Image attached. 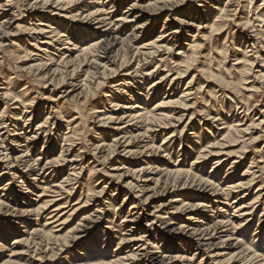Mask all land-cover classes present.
Returning <instances> with one entry per match:
<instances>
[{
  "label": "rangeland",
  "instance_id": "1",
  "mask_svg": "<svg viewBox=\"0 0 264 264\" xmlns=\"http://www.w3.org/2000/svg\"><path fill=\"white\" fill-rule=\"evenodd\" d=\"M132 1L133 0H127L126 4H124V6L122 5L120 12L113 13L115 14L113 16L115 18L120 16L122 12L127 10ZM134 1L138 6L142 4L140 0ZM92 2L95 1L83 0L81 3L88 4ZM208 2L209 0L205 1V3ZM226 2L228 1L221 0L220 5L223 6ZM190 3L191 2L186 1L183 3V6L175 11L164 10V12H161L156 16H152V18L149 17L148 20L150 19V22L146 24V30H144L142 34L138 33V43L135 47H140L145 43L154 41L158 38L161 32L167 35L166 40H168L171 38L169 36L171 31L177 27L179 30L177 39L175 38L173 41L168 40L167 42H164L165 40H163V42L157 43L170 50L161 48L160 52H157L154 55H149V52L146 54V50H141L142 54L133 56L132 49L134 47L129 48L127 44H124V47L119 46V49L121 48L119 54L122 55L125 50L128 54V61L127 64L117 72V75L107 81H103L105 83L98 89L96 88L94 90L95 83L91 85L92 88L90 92L89 90L81 91V89L79 90L77 87L76 90L67 97H65L64 92L70 90L68 86L61 85L55 88L52 84H48L47 81H42L41 75L39 76L38 72H29L28 67L36 63L32 60L34 58H31L30 60V57H27V60L22 63L19 62L20 60H17V58H23L25 53L30 54L33 50V53H36L35 49L28 45L29 43H34L32 39L41 37L39 35H30L26 30L31 28L29 26L31 23H37L35 20L31 19V12L23 10L24 8L16 9L15 5L18 7V4H14L11 11L8 13V18L0 20V22H2L3 20L8 21L9 19H14L12 20L13 25L11 24L12 27L6 30L9 32L8 37L11 41L8 39V41L4 43V48L0 50V88L6 87L3 83H5L9 77L14 78V84H12V86L15 87L13 92H19V90L26 86V88L30 87L28 88V95L23 99L30 102V109H26V111L24 110L28 114L20 116L22 119L18 123L19 125L16 132H14L15 129L12 127H9V130H7L8 134L11 135L8 136L9 142L11 143L14 138L18 141L17 144H10L16 153H18L16 156L23 153L24 147L29 145V152L25 160L28 162L27 165L34 170H39L47 161L56 159L60 155V147L63 149L65 147V143H62V134L68 131L66 130V127H64V120L67 117L76 116L75 113L77 110L74 108V105L77 104L79 106L78 113L83 117L90 119H88L87 125L84 126L85 128L82 139L79 141L78 147L74 148V151H77V153L81 152L79 155H84V157H86L84 158L86 163H94L97 166L96 169H101L107 175V177L99 180L97 186L88 179L89 169L84 170L78 177V183L80 184L75 185L68 197L59 189V187H53L61 185L62 183H60V181L62 178L69 174L68 170L71 168L69 167L70 164L67 163L64 164L65 166L58 176H54L55 178L36 176V181L33 182V176L30 174V176L26 178V184H23V179H12V184L9 187V193L11 194L6 195L7 197H1L2 193L0 192V227L4 230L5 228L7 229L4 225H14V227H16L17 224L20 223L25 224L23 226H28L26 229H18L20 232L24 233L18 232V234L10 236L9 238H0V264H95L101 260L100 257L102 255L100 253L102 250L107 252L106 257L103 259L104 261L112 260V257H116L117 255L119 258H123L125 255H129L134 249H138L139 251L142 246H145L146 248L148 247L147 244H143V242H131L133 237H128L130 232H126L127 230L134 228L135 230L131 231L142 233L143 230L147 231L148 229H152L151 233L161 234L162 224L155 219V217L168 216V218L170 217L174 219V227L178 228L184 223H189L185 219L191 215H194L195 217L197 216L196 218H199L197 220L204 223L200 224L192 222L193 225L206 226V224L213 222L214 218H216V221L224 220L225 222L229 220L234 223V226L242 224V226H238V230H233L232 226L225 227L224 230L228 231V233L221 234V240L215 238L213 243H216V246L213 248L214 252L211 256L214 257V255H218L217 258L212 257V259L216 260V263L218 262L217 260H221L225 263L227 260L234 257V262L231 263L240 264L241 262L239 263L240 260L238 259L237 254H239L240 249L244 246L252 248L258 255L264 258V226L258 229L259 219L264 220V214H262L264 208V113L262 114V110H264V79L259 77L260 74H264V70H261V65L263 66L262 61L264 60V37L261 39L260 36L254 37L253 40H255L257 44L254 45V48L250 46L252 44L250 36L245 39L243 38V41H238V38L243 36L242 27L240 26L243 22H241L242 19L246 21L250 20L249 26L246 28L247 31H244V33L246 32V34H251V36H253V33L247 32L252 31L251 29H253V31H259L260 27H262V31H264V25L257 20L254 21L256 15L259 16L261 13H264V5L260 6L261 8L256 12L255 8L262 3V0H253L250 9L247 0L231 1V3H234V6H237V4L238 6H241L244 9V14L239 17L241 18L240 21H238L239 19H235L231 22V25H229L227 30V32L229 31L227 40H225L227 33L225 32L217 39L218 50L213 49V52H210L209 44L212 43V40L208 39L209 31L208 29L201 28L206 25L205 19L202 21L197 19L192 21L191 17L183 16V13L185 14V12L190 9ZM210 5H212V3H210L209 6ZM226 5L228 4L226 3L225 6ZM108 8L109 6H106V10ZM51 10H53L54 15L57 16L59 14L68 19H56L58 23L62 22L63 26L87 27L86 20L80 19L81 17L70 20V16L75 14V12L71 13L73 8H69L66 13H62L57 9L54 10L53 7L48 8L45 12ZM39 14L40 11L35 13L36 16H39ZM11 15H14V18ZM19 18L20 20L16 21V19ZM165 19H168L167 21L169 23L165 22ZM181 20H183L184 24L179 25ZM146 21L147 20L144 19L141 23L145 24ZM164 23L166 24L163 25ZM17 24L20 30L15 29ZM198 27H200V29H198ZM32 28L35 27L32 26ZM42 29L45 28L42 27ZM130 29H127L124 32V37L130 34ZM194 45L199 46V48L193 51L191 47ZM61 47H64L63 44L56 48L60 49ZM17 50H20V52ZM220 50L223 51L224 54H221L222 56L218 57L217 54ZM236 50L239 51L237 52ZM243 53H246L247 58H243ZM54 54L55 57H53V64L56 65L60 61V56L57 53ZM255 55L258 59L256 58L254 64L250 66V60H253ZM189 60L190 65L186 66L184 62ZM119 61L117 60L114 65L118 66ZM237 61L242 62V64L234 65ZM156 66H158V69H154ZM16 67L22 70L19 72ZM83 68L82 70L86 69ZM153 69L155 71L150 75H147V73H150ZM167 71L170 72L167 74ZM179 71L182 72V75L177 79L178 81L176 80V83L172 85L174 90L170 92L168 90L170 88V80L175 77L176 73ZM50 73L51 72L48 74L49 77L51 76ZM127 73H129V79H131L128 82L130 85H135V87L133 88L132 93L126 89L124 92L114 93V95L120 94V96L123 97L124 100H120V104L129 103L131 96L140 94L139 92H144L142 96L146 93L148 94L151 89V87L149 89V84L154 81H159L160 78L166 75H168L167 81H165L160 90H157L156 93L153 94L155 98H150L148 100L150 101L148 108L154 102L161 99L164 94L165 97H167V95H174L171 100L176 101L179 100L185 89L191 91L185 92L189 93L188 96L184 98L185 100L181 99L183 105L177 106V111L182 112L180 114H184V119L181 124H177L173 121V124L170 126L172 128H168L170 130L157 132L158 130L156 129L154 132H149L146 136H144L143 131L137 130L134 133L136 141L130 149L132 151H137L138 153L143 152L141 155L138 153L135 154L139 157L131 158L132 156H129L130 158H123L122 156L124 155L121 152L122 149H119L117 150L118 152L116 155L107 158V156H109L107 145H110L112 140L110 137L111 131L108 129L109 127L100 126L98 119L91 118L92 116L88 114L90 110L99 105L100 102H104V107H106V109L108 108L106 110L107 112L111 111L110 106L113 104L108 105L109 101L105 102L103 100L106 99V94H110L107 92L112 91L111 85L114 82L123 79L125 77L124 75ZM188 82H192L191 85L187 86ZM137 85H140L139 88L142 87L139 92L136 90L138 89ZM244 106H246L249 111L246 118L240 122L242 126L236 128L240 131L239 136L235 137L236 142L230 145L221 142V137L227 132V130L224 129L220 131L217 129L223 126H226L227 128L234 120L240 119L244 116V113H242V111H244ZM43 107H45V109L42 110L41 115L35 118L36 116L33 115L32 111L40 110V108L43 109ZM48 107H52L51 112L53 110L52 114L48 115L50 117V119H48L50 124L47 126L48 131H50L47 132V134L43 131H39L36 140L26 143L25 136L32 135L37 125L44 121L46 114L51 113L50 108ZM237 113L238 115L240 114V117H236ZM178 115H175L173 118H178ZM206 115H209L210 117H206ZM209 118L219 120L212 123L213 120L207 121ZM188 121L189 123L186 125ZM252 121L255 125L261 123L255 128H250L247 132H243ZM52 123H54L53 126L51 125ZM184 126L185 129L181 132ZM21 128L24 129V131L22 130V133L24 134L18 135L21 132L19 131ZM173 131H176L173 145L170 142L163 141V138L166 137L167 134H171ZM14 133L17 134L18 137L13 136ZM6 136L7 135H5V137ZM152 139L155 149H151V145L148 144ZM214 141L225 144L224 148H212L211 144H213ZM181 142H183V145L189 146L190 151L187 155H185V150L179 146V143ZM14 145H18L19 147H15ZM96 146L102 147L103 149L95 150ZM146 146L150 147L147 148ZM201 147L206 149V153H203V155H207L209 152L217 153L219 151H221V154H219V156L214 154L216 156L208 157V160L204 162V164L189 169L191 160L199 154L202 150H200ZM77 153L71 151V155L67 158L64 152L63 158H67V161H69L71 158H74L72 155H76ZM93 156L96 159L95 162L94 159H92ZM259 158H262V164L258 163L260 160ZM144 159L152 162L154 164L153 167L156 168L158 172L151 171L150 174L142 175V178L139 180L136 179L138 175L135 176L131 173L123 174L127 170L128 172H133L145 167ZM251 159L255 160L253 166L258 167L248 170L249 173H244L245 170H247ZM216 161L221 162L217 167H213V163ZM232 162H236L234 168L231 164ZM231 166L232 168L230 171L232 175L230 178H232L231 180L234 181V183L240 179L248 180L250 173L256 174V178L250 188L248 187L246 190H242L243 192L241 191L238 193L240 195L246 194L244 195L245 200H242L241 202H245V207L248 208L250 207L248 204L255 198L256 193L261 196L258 203L254 205L253 210L250 212L251 216H246V218L240 217V215L247 211L248 208H244L241 213L232 212V210H237L242 206L241 204L238 205L235 196L236 194L231 195L228 199H225V197L222 196L221 200H213L210 204L205 203L208 208L197 211L183 209L178 213L175 212V208H182L179 204L180 202L173 201L179 200L185 202V204H197L199 202L204 204L206 201L204 199L211 194H208V196L205 194L200 195V198H198L199 196L196 197V195L188 197V191L180 190L179 188L174 189L173 181L175 177L170 173L175 170V167L181 168L185 171L191 170L201 179H208L212 183L225 185V182L228 181L225 175L228 168ZM120 168H122V170L117 172ZM191 171L189 173H191ZM115 174H117L116 177H112ZM119 174H123L120 179L117 178ZM144 176H148L151 180L148 182H142L145 180L143 178ZM70 177L71 179L75 178L73 176ZM4 182L5 179L0 181V187ZM74 183L75 181H72L71 184ZM129 183L137 186V190H131L128 186ZM29 184L33 185L31 186L32 188L30 187L29 189H26L27 187L25 186ZM86 184H89L90 186L93 185V188L89 192L90 197L86 196L88 194L85 188ZM67 185L69 184H62V187L68 188L69 186ZM102 188H104L103 193L99 194L101 193L100 191ZM258 188L260 191H257ZM14 190L16 191V195L12 194ZM56 193L62 195L59 197L62 199L59 201L60 203H63L65 199L68 198V208L62 210L60 213V215L66 216H62L63 218L61 221L57 223L50 224V226H44L47 224L46 219H48V213L51 209L42 215V219H37L35 216H31L29 212L38 206H44L46 201L57 195ZM87 197L90 199L89 204L86 206L88 208L85 207L80 209L76 214L68 218V215L71 213L70 209L73 207L72 205L75 202L80 203L87 200ZM218 201L223 202V204H219ZM134 203L138 205V209L131 211L130 208ZM110 204L112 205L111 207H109ZM79 206L80 204L75 206L74 209ZM212 206L214 209L211 208ZM217 208L223 210L225 213H217ZM135 213H137L135 216H131ZM167 213L169 214L167 215ZM226 214L230 216H225ZM231 214H233V216ZM203 217L207 219H202ZM65 218H68V221L64 225H60ZM85 218H88V220H85ZM130 218L136 219L134 220L135 222L129 223ZM241 219L244 220L239 223ZM245 219L248 220V225L245 224ZM48 222L52 223V221ZM148 222H154V226L151 228H145V225ZM31 228H33L32 231ZM43 229H45V231L51 229L52 237L44 236L45 232H41ZM257 230H259L260 233H257ZM35 231H37V236L34 234ZM139 233L134 238H138L140 235ZM231 234L232 237L228 240L227 235L229 236ZM34 235L39 238L40 243L38 242V246L34 247L33 245L29 248L21 246L19 249L12 246L14 238L22 236V238H27V236L33 238ZM119 237L125 239L126 243L118 244ZM144 240H146V238H144L143 241ZM183 241H186V243L189 244V239L183 238ZM236 241L240 244L238 243L234 246ZM92 245H94V247H92ZM157 245L155 246L162 253L157 254L158 256L179 255L182 254L181 251L183 252L184 249L180 246H174L170 250H162L165 246L161 243H158ZM189 248V246L186 247L184 249V254H182L186 259H191L193 257L192 255L195 253L193 247ZM157 249H148V251L155 253ZM79 252L83 254L86 253V255L77 256ZM138 253L142 254L143 252L139 251ZM200 259L201 257L196 255L191 263L184 261L182 263L170 262L168 264H200ZM236 261H238V263ZM125 263H127V261H125ZM134 264L138 263L136 262Z\"/></svg>",
  "mask_w": 264,
  "mask_h": 264
},
{
  "label": "bare ground",
  "instance_id": "2",
  "mask_svg": "<svg viewBox=\"0 0 264 264\" xmlns=\"http://www.w3.org/2000/svg\"><path fill=\"white\" fill-rule=\"evenodd\" d=\"M93 1L95 2L83 4L81 3L83 2V0H6V1L0 0V20L8 18L9 16L8 13L11 11L13 5L18 4V7L17 5H15L16 9L24 8L23 10L30 11L31 19L37 22V23H31L29 25L31 28L26 29L28 33H30V35L41 36L40 38L36 37L32 39L34 43H29L28 45V46L33 47L36 53H33L34 52L33 50L30 52V54L25 53V56H23V58H20V59L17 58V60H20L19 62L22 63L23 61L27 60V57H30L29 58L30 60L31 58H34L32 60L36 63L28 67L29 72H32V71L38 72L39 73L38 75L39 76L41 75L42 81L44 82L47 81L48 84H52L55 88L61 85L68 86L70 90H68L67 92H64L65 97L73 93L77 87L79 90L81 89V91L89 90L90 92L92 88L91 85L93 83H95L94 90L96 88L98 89L105 83L103 81H107L113 76L117 75V72H119V70L123 66H125L128 61L127 60L128 54L125 52V50L123 51L122 55L119 54V50L121 49V48L119 49V46L124 47V44H127L129 48L134 47L132 49L133 56H136L137 54H142L141 50H146L145 53L147 54V52H149V55H154L157 52H160L161 48L170 50L165 46L158 45L157 43L163 42V40H165L164 42H167L168 40L173 41L175 38L177 39V36L179 33V30L177 27H175L174 30L171 31V33L169 34L171 38L168 40H166L167 35L161 32L158 38L155 39L154 41L145 43L140 47H135L138 43V37H139L138 33L142 34L144 30H146V26H147L146 24L150 22V19L148 20V18L149 17L152 18V16L154 15L156 16L157 14L164 12V10H174L175 11L181 6H183L184 2L186 1L191 2L190 9H188L187 12H185V14L183 13V16L191 17L192 21L196 19L199 21H202L205 19L206 25H204V27H201V28L208 29L209 31L208 39L212 40V43L209 44L210 52H213V49L218 50L217 49L218 37H220L222 34L227 32L229 25H231L232 21H234L235 19H239L238 21H240L241 18L239 17L244 14V9L241 6H238V4L237 6H234L233 5L234 3H231V1L233 0H227L228 2L226 3L228 5L226 6H225L226 3H224L223 6L220 5L221 0H209L208 3H205L206 0H140L142 4H140L139 6L135 4L134 3L135 1L133 0L132 2H130V5L127 8V10H125L124 12L121 13L120 16L115 18L113 16L115 14L113 13L120 12V10L122 9V5L124 6L127 0H93ZM252 2L253 0H247L249 9H250V6L252 5ZM210 3H212V5L209 6ZM262 5H264V0H262V3L257 8H255L256 12L259 8H261L260 6ZM106 6H109L107 10H106ZM52 7L54 10L57 9L61 11L62 13H66V11L69 10V8H73L71 13L75 12V14L70 16L71 18L70 20H74V19L81 17L80 19L86 20L87 27H82V26L72 27V26H66V25L63 26L62 22L58 23L56 19L68 20L67 18H65V16H60L59 14L57 16L54 15L53 10L49 12H45V10H47L48 8H52ZM37 10L40 11L39 16L35 15V13L38 12ZM11 16H13L14 18V15H11ZM144 19L147 21L146 23L144 22L145 24H142L141 22ZM12 20L14 19H9L8 21L3 20L2 22H0V50L4 48V43H6L9 39L8 37L9 32L6 30L12 27L13 25ZM17 20H20V18L16 19V21ZM165 20H166L165 22H168L167 21L168 19H165ZM256 20L258 22H261L264 25V13H261V15L259 16L256 15V18L254 19V21ZM241 22H240L241 23L240 26L242 27L243 36L239 37L238 41L239 40L243 41L245 38L250 36V41L252 42L250 46L254 48V45H257L256 41L253 40L254 37L260 36V39H261L262 37H264V31H262V27H260L259 31H253V29H251L252 31L247 32V33H253V36H251V34L248 35L246 34V32L244 33V31H247L246 28L249 26L250 20L246 21L242 19ZM165 24L166 23H164L163 25ZM182 24H184L183 20L179 22V25H182ZM32 26H34L35 28H32ZM42 27L45 29H42ZM15 29L20 30V28L18 27V24L15 27ZM127 29L128 30L130 29V34L124 37L123 34ZM198 29H200V27H198ZM228 34H229V31L226 33L225 40H227ZM61 44H63L64 47H61L60 49L56 48V47L61 46ZM198 48L199 46H196V45L191 47L193 51L197 50ZM17 51L20 52V50H17ZM52 51H53V54H52ZM236 51L238 52L239 50H236ZM54 53H57L60 56V61L56 65L53 64L54 62L53 57H55ZM221 54H224V53L223 51L220 50L217 56L220 57L222 56ZM243 58L244 59L247 58L246 53H243ZM256 58L257 57L255 55L253 60H250L251 61V63H249L250 66L254 64V61H256ZM117 60L119 61V64L118 66H115L114 64ZM262 63H263V66L261 65V70H264V60L262 61ZM184 64L186 66H189L190 60L185 61ZM239 64H242V62L237 61L236 63H234V65H239ZM83 67L86 69L82 70ZM154 69H158V66H156ZM154 69L151 70L150 73H147V75H150L151 73H153L155 71ZM17 70H19L20 72V70L22 69L17 68ZM247 70H250V69H247ZM49 72H51L50 77L48 76ZM169 72L170 71H167V74ZM181 75H182V72L179 71L178 73H176L175 77H173L170 80V83H169L170 88L168 89L170 92L174 90L173 89L174 87L172 85L176 83V80L180 78ZM124 76L125 77L123 79L116 81L111 85V90L113 92L112 91L107 92L110 94L108 95L106 94L105 96L106 99L103 100L105 102L109 101L108 105L113 104L112 106H110L111 111L107 112L106 110L108 108L106 109V107H104V102H100V104L92 108L88 114L92 116L91 118H97L100 126L109 127L108 129L111 131L110 137L112 140H111V144L107 145V148L109 150V154H108L109 156H107V158L108 157L111 158L112 156L116 155L118 152L117 150L119 149L120 150L122 149L121 152L124 155L122 156L123 158L125 157L130 158L129 156H132L131 158L139 157L135 155L138 153L137 151H132L130 149L131 146H133V144L136 141V137L134 136V133L137 130L143 131L144 136H146L149 132H154V130L156 129L158 130L157 132L170 130L168 128H172L170 126L173 124V121L176 122L177 124H181L182 120L184 119V114H180L182 112L177 111L178 110L177 106L183 105V101H181V99L185 100L184 98H186L188 96V93L191 91V90L185 89L184 92L182 93V96L179 98V100H176V101L171 100V98L174 95H167V97H165V94H164V96L161 99L154 102L148 108V104L150 102L148 100L150 98L151 99L155 98L153 94H155L157 90H160V88L165 83V81H167L168 75H166L160 78L159 81H154L153 83H150L149 84V89L151 87L150 92L148 94L146 93L144 96H142L144 92L143 93L139 92L141 91L140 88L142 87L139 88L140 85H137L138 89L136 90H138L140 94L131 96V98L129 99L130 100L129 103L120 104L121 103L120 100H124L123 97L120 96V94L114 95V93H120L122 91L124 92L125 89L128 91H131L132 93V90L135 87V85L133 84L130 85V83L128 82L129 80H131L129 79L130 78L129 73L125 74ZM259 77L264 79V74H260ZM13 79L14 78L9 77L7 81L3 83L4 86L6 87L0 88V181L5 179L4 184L1 185L0 187V192L2 193L1 197L11 194L9 193L10 191L9 187L12 184V179L14 178L23 179V184H26L27 183L26 178H28L30 174L31 176H33L32 178L33 182L36 181V178H35L36 176L37 177L39 176L40 177H44V176L57 177L60 171L63 170L65 163L70 164L69 167L71 169L68 170L69 174L65 175L60 181V183L69 184L67 185L69 187L63 188L62 184L58 186L56 185L53 187H57V188L59 187V189L62 190L65 193V195H67V197L69 196V194H71L70 192H72L75 185L80 184L78 183V177L84 170L89 169L88 179L89 181L93 182L96 185L98 184L101 178L107 177L104 171H102L101 169H96L97 166L94 163H86V160L84 159L86 157H84V155H79L81 152L77 153V151H74V148L78 147L79 141L82 139L84 128H85L84 126L87 125L88 119H90V118L87 119V117L85 118L78 113L79 106L77 104L74 105V108L77 110V112L75 113L76 116H70V117L65 118L64 120V123H65L64 127H66V130L68 131L62 134V137H63L62 143H65L64 144L65 147L64 149L60 147L61 152H60V155L56 159L49 160L45 163V165L41 169L34 170L33 168H30L29 165H27L28 162L25 160L29 152V148H28L29 145L24 147L23 153H20V155L16 156V154L18 153H16V151L12 148V145L10 144L12 143L17 144L18 141L15 140L16 138H14V140H12L10 143L8 140V136H11V135L8 134L7 130H9V127H12L13 129H15L14 132L17 131V128L19 125L18 123L22 119L20 116L23 114H28L25 111L26 109H30L31 105L29 101L23 100L28 95V88L30 87L26 88L27 87L26 86V87H23L21 90H19V92H13L14 87H15V86H12V84H14ZM191 83L192 82H188L187 86L191 85ZM186 91H189V92L185 93ZM48 108H50V112H51L52 107H48ZM44 109L45 107H43V109L40 108V110H37V111L33 110L32 113L33 115L36 116L35 118L39 117L41 115L42 110ZM98 109H101V110H98ZM248 111L249 110L246 108V106H244V111H242V113H244V116H242L240 119L234 120L233 123L230 126H228L229 128L228 127L226 128V126H223L217 129L220 131L224 129L227 130V132L221 137V140H220L221 142H224L228 145L234 144L236 142L235 137L239 136L240 134V131H238V129L236 128L242 126L240 122L244 118H246ZM52 112L49 114L48 113L46 114L45 116L46 118H44V121L40 122L37 125L32 135H26V136L23 135L25 136L26 143L33 142L34 140H36L38 137L39 131H43L45 134H47V132L50 131V130L48 131V126H47L48 124H50V121L48 122V119H50L48 115H51ZM263 113H264V110H262V114ZM175 115H178V118L177 117L176 119L173 118ZM238 116L240 117V114L238 115L237 113L236 117ZM206 117H210V116L206 115ZM217 120L219 119H215V120L214 118L207 119V121H212V123L216 122ZM54 123H52L51 125L53 126ZM188 123L189 121L186 123V125ZM260 123L255 125V123L252 121L249 124V126H247V128L244 129L243 132H247L250 128H255L256 126L260 125ZM184 129H185V126L183 127L181 132ZM22 130L24 131V129L22 128L19 130L21 132L18 135L24 134L22 133ZM175 134H176V131H173L171 134H167L166 137L163 138V141L170 142L173 145L175 141L174 138L176 137ZM243 134H247V133H243ZM5 135L7 136L5 137ZM18 135L14 133L13 136L18 137ZM153 143L154 142L152 139L148 143L151 145V147L150 146L148 147L146 146V147L155 149V147L153 146ZM14 146L19 147L18 145H14ZM179 146L185 150V155H187L188 152L190 151L189 146L183 145V142L179 143ZM224 146L225 144H221L215 141L213 144H211L212 148H224ZM101 148L102 147L96 146L95 150H100ZM200 150L201 151L199 152V154H197V156L193 160H191V165L189 169H192V167L196 168L200 164H204V162H206L208 160L207 158L210 156H216V155L219 156V154H221V151H219L217 153L209 152L207 155L205 154L203 155V153H206V149H203V147H201ZM71 151L77 154L72 155L74 158H71V160L67 161L68 156L71 155ZM64 152L67 158H63ZM141 153L143 152H139L138 154L141 155ZM92 159H94V162L96 161L94 156L92 157ZM259 159L260 160L258 161V163L262 164L263 163L262 158H259ZM143 161L145 162L144 163L145 167H142L138 171H133V172H128L127 170L123 174L131 173L132 175H135V176L138 175L136 179L139 180L142 178L141 177L142 175L150 174L151 171L158 172L157 169L153 167L154 164L152 162H149L148 160H145V159ZM254 161H255L254 159L250 160L248 168L247 170H245L244 173H249L248 170L258 167V166H253L255 164ZM220 162L221 161H216L215 163H213L214 164L213 167H217L220 164ZM235 163L236 162L231 163L233 168L235 166ZM232 166L229 167L226 172L225 177L228 181L225 182V185H220V184L218 185L216 183L210 182L208 179L206 180H204L203 178L201 179L200 177H197L196 173L192 172L191 170H190L191 173H189L190 172L189 170L185 171V170H182L181 168L175 167V170H173L170 173L171 175H174L173 177H175L173 181L174 189L179 188L180 190L188 191L189 192V193L187 192L188 197L192 195H196V197L199 196L198 198H200L201 197L200 195L205 194L208 196V194L211 193L206 199H204L206 200L204 204L202 202H199L197 204H189V203L185 204V202L183 201H179V200L173 201V202H180L179 204L181 205V208H182V209L175 208V212L178 213L179 211L183 209L197 211V210H201L204 208H208L207 205H205V203L210 204V202H212L213 200L215 201L218 199L221 200L222 196L225 197V199H228L233 194H236L235 196H236L238 205L241 204L242 206L238 208L237 210L236 209L232 210V212L241 213L242 210H244V208H248V207H245V202H241L242 200H245L244 195L246 194L240 195L238 193L241 192L242 190L243 191L246 190V188L248 187L250 188V186L254 182V179L256 178V174L250 173V175L248 176L249 177L248 180L240 179L239 181L234 183V181L231 180L232 178H230L232 175L230 171ZM263 167H264V163H263ZM121 170L122 168H120L117 172ZM123 174L121 175L119 174L117 178L120 179ZM116 175L117 174L113 175L112 177H116ZM10 176H12L13 178ZM70 176H73L75 178L71 179ZM143 178L145 180H143L142 182H148L151 180L149 179L148 176H144ZM72 181H75V183L71 184ZM31 186L33 185L29 184V185H26L25 187H27L26 189H29ZM128 186L131 188V190L133 189V191L137 190L138 188L135 185H131V183H129ZM85 188L88 192L86 196L90 197L89 192L93 188V185L90 186L89 184H86ZM103 190L104 188H102V190L100 191L101 193L99 194H102ZM257 191H260V189L258 188ZM12 194L16 195V191L14 190ZM56 194L57 195L50 198V200L46 201V204L44 206H38L37 208L29 212L31 216H35L38 219V218H41L43 214H45L51 209L48 213V219H46V223L48 225L45 224L44 226H50V224L57 223L61 221L63 217L66 216V215H60V213L62 212V210L68 208L67 206L68 198H66L63 203H60L59 201L62 199H60L59 197H61L62 195L58 193ZM257 194L258 193H256L255 198L248 204L250 205V207L247 209V211L241 214L240 217L246 218V216H251L250 212L253 210L254 205L258 203V200L261 197L260 195H257ZM88 197L86 198L87 200H84L80 203L75 202L72 205L73 207L70 209L71 213L68 215V218H70V216H73L80 209L85 208L89 204L90 199H88ZM218 203L223 204V202H220V201H218ZM79 204L80 206L74 209V207L78 206ZM0 205H1V202H0ZM263 205H264V202H263ZM111 206L112 205L110 204L109 207ZM211 208L214 209L213 206ZM137 209H138V205L135 203L130 208L131 211L137 210ZM223 212H224L223 210L217 208V213H223ZM136 214L137 213L131 216H135ZM168 214L169 213H167V215ZM170 214H173V213H170ZM262 214H264V208L262 210ZM231 215L233 216V214ZM225 216H230V215L226 214ZM196 217L194 215L187 217L185 220H187V222L189 223L187 224L184 223L180 225L178 228H176L174 227V222H173L174 219L170 217L168 218V216H157L155 217V219L160 221L162 224L161 234L151 233L152 229H148L147 231L143 230L142 233L141 232L139 233L137 231H131V230H135L134 228H131L126 231V232H130L128 237H133L131 239V242H137V243L143 242V244L146 243L148 246L147 248L145 246H142V248L139 250L143 253L139 254L138 249H134L133 251L130 252L129 255H125V257L123 258H119V256L117 255L116 257H112L113 258L112 260L104 261L103 259L106 257L107 252L102 250V252L100 253L102 255L100 257L101 260L95 264H134L136 262L138 264H168L170 262L182 263L184 261L191 263L193 262L192 260L195 259L196 255L201 257L200 264L202 263L204 264H233L231 262H234L233 261L234 257L227 260L225 263H223L221 260H217L218 262L216 263L215 262L216 260L212 259L213 256L211 255L214 252L213 248L216 246V243H213V242L215 238L220 239L221 234L228 233V231L224 230L225 227L232 226L233 230H238V226H242V224L234 226L233 225L234 223L230 222L229 220L225 222L224 220L216 221L215 220L216 218H214V220L212 219L213 222H211L210 224H206V226L193 225L192 222L204 224L200 220H197L199 218H196ZM68 218H65L61 222L60 225H64L68 221ZM202 219L206 220L207 218L203 217ZM85 220H88V218H85ZM134 220L136 219L130 218L129 223L135 222ZM243 220L241 219L239 223L242 222ZM48 221H52V223H49ZM245 222H246L245 224H247L248 220L245 219ZM263 224H264V220L259 219L258 229L264 226ZM23 225L25 224L23 223L17 224L16 227H19V228L14 227V225H4L5 227H7V229L5 228L4 230L2 229V227H0V238L6 239V238H9L10 236H14L15 234H18V232H20V230L18 229H26L28 226V225L26 226H23ZM56 226L58 227L57 224ZM152 226H154V222H151V223L148 222L145 225V228H151ZM32 229L33 228H31V231ZM41 232L42 233L45 232L44 236L52 237L51 229L46 230V231L45 229H43L41 230ZM20 233H24V232H20ZM138 233L140 234L139 237L134 238L136 237ZM257 233H260V231L257 230ZM34 234L37 236L38 235L37 231H35ZM34 236L33 238H30L28 236L27 238H22L23 236L16 237L13 239L12 246L17 247V249H19V247L21 248V246H25L29 248L30 246L34 245V247H36L39 245L40 241H39V238H37L36 236L34 237ZM227 237H228L227 239L229 240V238L232 237V234L229 236L227 235ZM144 238H146V240L143 241ZM183 238L189 239V244L186 243V241H183ZM118 240H119L118 244L126 243V240L123 239L122 237H119ZM158 243H161L163 246H165L162 250L164 249L170 250L174 246H180L181 248L185 249L186 247L189 246L190 248L192 247L194 248L195 253L192 255L193 257L191 259H186L185 256L182 255L185 252L184 249H183V252L181 251L182 254H179V255L158 256L157 254L161 253L159 249H157V247L155 246ZM238 243L239 242L236 241L234 246L237 245ZM92 247H94V245H92ZM148 249H157V251L155 253H151L148 251ZM85 255L86 253L83 254L81 252L77 254V256H85ZM217 256L218 255H214L215 258H217ZM237 257L240 260L239 263L241 262L240 264H264V258L258 255L257 252L254 251L250 247L244 246L242 249H240V252L239 254H237ZM125 261H127V263H125ZM236 262L238 263V261ZM87 264H91V263H87Z\"/></svg>",
  "mask_w": 264,
  "mask_h": 264
}]
</instances>
